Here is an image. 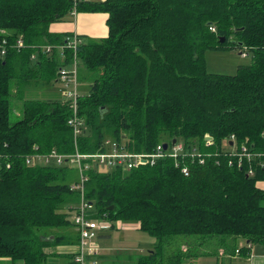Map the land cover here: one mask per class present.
Instances as JSON below:
<instances>
[{"label":"trees","instance_id":"1","mask_svg":"<svg viewBox=\"0 0 264 264\" xmlns=\"http://www.w3.org/2000/svg\"><path fill=\"white\" fill-rule=\"evenodd\" d=\"M75 6L109 14L108 35L78 46V77L88 90L80 92L77 137L63 87V98L32 97L30 85L52 89L60 68L72 66L69 48L64 59L58 49L37 48L74 36L50 25ZM20 37L26 48L0 55V259L47 264L50 247L78 246L79 232L68 231L69 209L80 201L70 189L78 170L66 160L26 158L76 147L102 152L108 137L135 153L172 142L184 149L130 170L83 161L91 216L136 224L156 238L134 264H196L193 247L208 236L220 246L234 239L230 253L245 258L254 246L264 249V0H0V40ZM232 48L252 52L251 63L235 74L208 71V49ZM243 144L253 155L238 165ZM60 254L76 264L73 252Z\"/></svg>","mask_w":264,"mask_h":264},{"label":"built area","instance_id":"2","mask_svg":"<svg viewBox=\"0 0 264 264\" xmlns=\"http://www.w3.org/2000/svg\"><path fill=\"white\" fill-rule=\"evenodd\" d=\"M76 5L82 0H72ZM72 15H77L76 6L72 11ZM215 30V28H211ZM68 42L61 45L54 44H45L38 47V50L42 53L51 54L55 50H59L60 54L65 56V49L71 48L74 51L73 64L71 67H61L59 70V81L62 84L63 92L70 102V112L71 115L68 118V124L73 128L74 135L77 137L82 132V125L84 124L83 119L80 116V107H79V97L80 92L77 90L78 76L76 69V58L78 46L81 44L82 40L78 35H74L72 38L67 39ZM27 44L25 43L22 37L18 38L15 44H7V41L0 40V55L7 54L8 48H16L18 50L26 48ZM60 47V48H59ZM246 56V52H243ZM36 58V54L32 56ZM233 137V136H232ZM208 143H210L211 138H206ZM76 143V142H75ZM231 143L234 144V138H232ZM231 144V145H233ZM103 147L106 148L104 151H98L94 153H82L77 147L73 154H62L56 150L51 151L50 153L42 154L36 152L33 155H30L26 158V163L37 164V163H51L56 162L62 164L65 162H70L72 166H75L78 170V179L73 181L70 185L71 190H76L80 194L79 204H74L70 207L69 212L72 216V222L75 225L76 230L79 232V244L78 250L74 252V261L76 264H99L98 259L96 258L98 252V246H93V241L98 237L99 232L107 228V224L100 225L98 220L94 219L91 216L92 204L85 198V185L88 180L87 175L84 172L83 161L91 159L97 165L103 166L105 168H113L116 166H122L125 170H130L136 168L141 164L150 162L154 164L157 159L163 158L166 156H171L178 158L180 154L184 151L182 143L172 142L171 145L165 149L164 144L160 143L157 145L156 150L152 154L148 153H135L129 151L123 144L115 140L114 138H106L103 142ZM240 152L238 153V165H241L243 158L250 159L253 154L248 151L246 145L240 146ZM231 155H236L237 152L235 149ZM260 154H258L259 156ZM232 163V161H230ZM183 172L188 174V169L183 168ZM249 174H253V170H249ZM87 249V253H86ZM239 252V250H238ZM237 252V253H238ZM253 255L251 256V258ZM250 258V260H251Z\"/></svg>","mask_w":264,"mask_h":264},{"label":"rangeland","instance_id":"3","mask_svg":"<svg viewBox=\"0 0 264 264\" xmlns=\"http://www.w3.org/2000/svg\"><path fill=\"white\" fill-rule=\"evenodd\" d=\"M79 13V12H77ZM74 18L75 16L72 15ZM38 47V46H37ZM60 48V47H59ZM38 49V48H37ZM72 50L71 48H69ZM74 53V51L72 50ZM242 52H248V50H244ZM62 58L63 56L60 55ZM64 59V58H63ZM205 61L207 64V69L210 72L215 73H223V74H235L239 68L240 65L250 64L252 61V52H248V55L244 56L243 53H241V50H238V48H232V49H208L205 52ZM77 69V76H78V66L76 64ZM80 80L82 78L80 77ZM33 80V84H30L34 87V90L31 92V96L35 97L36 95L40 97H54V98H63L61 95L60 88L62 87L61 82L56 83L54 89H50L49 86L44 87V83L41 81ZM85 82V86H86ZM83 88L82 84H80L79 77H78V84H77V90L78 92H85L88 88ZM31 86L29 87L31 91ZM62 89V88H61ZM63 92V90H62ZM64 94V92H63ZM16 113L14 112V115L12 113V117L14 119H17L18 117L16 114H19L21 111L20 105L16 106L15 109ZM53 151V150H51ZM50 151V152H51ZM47 152V153H50ZM73 177H75L74 180L78 178L77 172H73ZM99 224H107L109 230V237H102L100 234L103 231H100L98 237L92 242L93 246H98V252L96 258L99 261V264H134L136 259L145 253H147L150 249H153L155 244L149 246L147 244H144L143 241L150 240L156 243V238L149 235L148 233L141 231L136 228L128 229L127 234V242L124 241L123 238L118 237V234L120 230H124L123 227L119 224L120 222L123 224L125 222L118 221L112 223L109 220L106 219H100L98 220ZM76 230L75 226H72L68 229L69 232ZM52 230H48L47 232L50 233ZM60 231V230H59ZM77 232V231H76ZM183 238L182 236L179 237V239ZM206 240L202 243H199L198 245L194 246V251H197V253H201L206 256H203L202 259L199 260L198 264H238L236 259L229 258V253L231 252V247L234 243V239H231L228 243V246H220L218 243L219 238L217 236L213 237H205ZM241 241V239H240ZM239 243V242H238ZM226 247V248H225ZM75 248V249H74ZM72 248V250H78V246ZM257 247L254 246L252 249V254L250 256L246 257L247 261H250V258L252 255L257 254L256 249ZM58 248H55L54 251H58ZM76 252V251H73ZM86 249V253H87ZM207 252V253H206ZM117 254V255H115ZM200 254V255H201ZM115 255V256H114ZM129 255L130 258L127 262L124 261V257ZM65 255H49V258L47 260V264H70L69 259L66 258ZM102 256H107L105 259H100ZM219 259V262H218ZM0 259V264H11L9 260ZM124 261V263H123ZM4 262V263H3ZM218 262V263H217ZM16 264H23V263H16ZM90 264V263H89ZM249 264V263H248Z\"/></svg>","mask_w":264,"mask_h":264},{"label":"crops","instance_id":"4","mask_svg":"<svg viewBox=\"0 0 264 264\" xmlns=\"http://www.w3.org/2000/svg\"><path fill=\"white\" fill-rule=\"evenodd\" d=\"M86 1H96V0H86ZM100 1V0H97ZM109 17V14L106 12H79L77 13V15L73 18L71 15L68 17V19L66 21L63 22H56L50 25V31L52 32H69L72 35H78L80 36L81 39L88 41V40H95V39H99V38H103L106 37L109 33V27L107 24V19ZM55 87V86H54ZM53 87V89H54ZM260 186L264 187V182L260 183ZM121 225V227L124 228V230H120L118 237L123 238L125 242H127V238H128V234L127 231L128 229H132L133 227L136 229H139V226H137L136 224L133 225H127L125 223H119ZM108 226V225H106ZM107 228L102 229L101 231V236L102 237H109L110 234L108 233L109 230H107ZM141 230V229H139ZM142 231V230H141ZM100 233V232H99ZM144 244H147L149 246L155 244L153 241L150 240H145L143 241ZM246 241L244 239H241V241H239V247H241V245H245ZM77 245H59L56 247H50L49 249V253L53 254V255H65V254H60V253H70L74 250ZM256 247V246H255ZM55 248H58V251H54ZM72 248H74L72 250ZM254 248V247H253ZM257 254L253 255V257L251 258L250 261H247L245 256L240 255L239 253H229V258L232 259H236L238 264H264V249L262 247H257L255 248ZM74 253V252H73ZM207 253V252H206ZM198 253V255L196 256V264H198L199 260L203 258V256H206V254L204 255ZM117 255V254H115ZM114 255V256H115ZM66 258L69 259V263L70 264H75L71 262V259L69 257V254L65 255ZM64 256V257H65ZM71 258H73V255H70ZM107 256H102L100 257V259H105ZM130 256L127 255L124 257V261L127 262L129 260ZM200 258V259H198ZM131 259V258H130ZM123 261V263H124ZM219 262V259H218ZM217 262V263H218Z\"/></svg>","mask_w":264,"mask_h":264},{"label":"water","instance_id":"5","mask_svg":"<svg viewBox=\"0 0 264 264\" xmlns=\"http://www.w3.org/2000/svg\"><path fill=\"white\" fill-rule=\"evenodd\" d=\"M224 41H225V37H222L221 42H224ZM231 144H233V143H231ZM167 147H168V144H164V148L166 149ZM110 208L113 209L114 206H111Z\"/></svg>","mask_w":264,"mask_h":264}]
</instances>
